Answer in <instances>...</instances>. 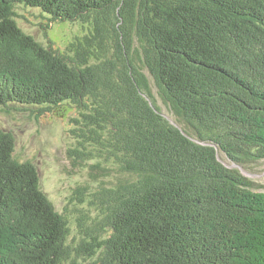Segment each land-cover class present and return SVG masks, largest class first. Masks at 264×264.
I'll list each match as a JSON object with an SVG mask.
<instances>
[{
  "label": "trees",
  "instance_id": "1",
  "mask_svg": "<svg viewBox=\"0 0 264 264\" xmlns=\"http://www.w3.org/2000/svg\"><path fill=\"white\" fill-rule=\"evenodd\" d=\"M19 5L43 34L81 32L54 48ZM10 105L67 118L68 155L96 184L73 190L88 206L73 247L0 126V264H264V184L242 171L264 160V0H0Z\"/></svg>",
  "mask_w": 264,
  "mask_h": 264
},
{
  "label": "rangeland",
  "instance_id": "2",
  "mask_svg": "<svg viewBox=\"0 0 264 264\" xmlns=\"http://www.w3.org/2000/svg\"><path fill=\"white\" fill-rule=\"evenodd\" d=\"M15 11L18 14L17 23L25 32L43 43L50 41L54 48L61 51L75 35L81 32V27L77 23L56 21L52 22L46 29V34H43L40 24L45 19L37 10L19 5ZM153 92L157 96L155 86ZM157 99L163 112L170 115V111L158 96ZM10 107L12 108L0 106V126L14 134V156L18 160H30L37 166L40 188L46 193L55 209L69 219L70 233L67 242L75 247L82 237L88 239V236L78 231L77 226L81 218L79 209L88 206L71 200L74 196L73 190L78 185H95L96 182L90 179L88 167L78 171L68 155L67 150L73 147L74 142L68 132L70 123L64 116H38L23 106L10 105ZM242 171L256 183L264 184V160L250 165L248 169L242 167ZM94 212L93 210L91 213ZM88 221L86 220L87 223ZM77 262L89 264L90 260L83 261L78 258Z\"/></svg>",
  "mask_w": 264,
  "mask_h": 264
}]
</instances>
